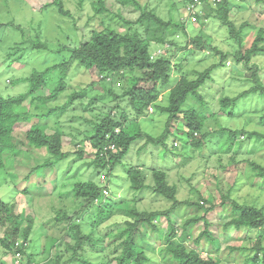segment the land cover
Returning <instances> with one entry per match:
<instances>
[{
    "label": "rangeland",
    "instance_id": "rangeland-1",
    "mask_svg": "<svg viewBox=\"0 0 264 264\" xmlns=\"http://www.w3.org/2000/svg\"><path fill=\"white\" fill-rule=\"evenodd\" d=\"M54 1L56 0H0V96L8 98L27 94L31 87L26 81L27 78L34 72H42L57 64L68 62L72 55L71 50L89 39L93 30L101 31L107 26L121 33L132 30L126 21L133 23L140 17L137 4L148 7L166 21L178 23L184 19L186 23L189 22L186 19L187 6L183 0H131V3L127 4H124L123 0H104L110 11L107 17L96 14L98 0H63L71 16L60 13L53 4ZM256 1L246 0L245 3L238 0L241 3L236 4L237 8L233 9L231 15L238 25L245 21L253 25L245 30V48L251 45L259 30L264 28V4H258ZM7 25L9 26L6 27ZM188 31L191 36L207 38L205 41L211 46L208 48L209 52L207 49L206 52L196 51L190 57V61L185 59L181 63L178 59L175 60L182 64L181 69L190 79H196L195 71L203 73L211 66L218 65L227 56L224 66L214 70L211 79L200 89L204 102L200 103L196 98L188 99L189 105H193L204 114L203 132H213L214 135L217 130L228 129L244 130V134H240L232 149L227 144L228 136L225 133L224 136H214L199 150L190 145L191 140L186 134L188 129L186 120L181 119L166 141L169 150L162 146L145 145L146 140H138L123 161L115 167L111 178H108L107 173L96 172L93 167L87 166L88 161L93 159H89L88 153L82 159L78 155H72L69 159L57 163L55 169L46 170L47 177H42L44 175L40 173L31 175L30 168L45 163L49 159V154L46 150L30 151L24 144L23 147H26L23 148L25 152L22 157H17L16 162L9 160L8 166L0 170V199L6 204H19L21 211L27 210V213L37 220L27 249L28 255L34 256L36 262L46 264L49 256L42 253L41 235L43 231H47L39 222L48 221L47 229L53 240L64 237L66 223L57 225L53 216L58 210L77 208V200L72 191L78 182L93 180L100 185L109 184L108 196L113 199L124 197L125 200L134 201L129 205L141 211H163L170 208L172 203L152 190L154 181L149 168L153 167L165 170L169 182L178 186V200L183 205L173 211L172 220H175L176 224L182 227L193 218L205 215L210 220V231L214 235V248L217 250L208 247L207 241L203 239L197 247L202 254L207 256L208 251L213 249L212 257L219 264H253L248 258L255 255L257 250L252 247L257 240L260 239V245L264 247V225L239 231L227 224L232 218L230 202L264 208V178L261 177V169L254 170L251 165L254 163L264 168V97L253 93L244 95L256 85H264V56L254 57L249 64L238 63L233 57L236 54L242 57V48L231 38L229 31L214 19L199 23L195 27L189 24ZM174 39L177 40L179 47L185 48L187 45L188 40L181 32ZM39 44L42 46L38 47ZM155 49V57L158 54H166L162 46L158 45ZM188 49H192V46ZM190 53L184 50L179 55L187 58ZM62 76L61 68L52 70L48 78L49 87L45 90L47 94L59 86L63 80ZM173 76L177 79L180 75L174 70ZM174 77L168 88L161 92L158 103L163 106L169 104L170 89L177 81ZM94 80L95 77L90 71L78 63H73L66 74L65 91L56 100L49 102L48 107L68 102L71 94L89 86ZM123 84L127 86L130 83L125 79ZM105 85L114 88L118 94L123 91L121 87L116 88L110 83L95 85L88 89L87 97L84 99L86 106L92 99L95 100L92 104L94 112L84 111V105L80 100H76L71 110L61 117L60 129L68 135L65 140L69 147L74 139L72 136H77L80 131L90 128L91 125L85 120L96 119L97 115L103 116L107 112L110 97L104 96ZM238 97L241 99L236 107V115L230 118L222 110L223 101L226 98ZM29 102L28 100L26 105ZM167 120L168 116L160 112L141 117L137 121L134 120L131 134L140 129L156 138L160 137L165 132ZM48 123L51 131L58 128L54 120ZM28 127L24 125L23 132ZM250 133L256 134L251 140ZM76 138L74 140H83L84 135ZM16 140L26 141L24 135H16ZM173 146L177 147L171 149ZM71 149L76 148L72 145ZM88 152H91L89 147ZM136 166H142L147 176L146 189L139 192L131 191L126 174L129 167ZM26 189L29 191L27 195ZM110 197H107L105 205L110 203L108 200ZM211 205L215 208L207 214ZM116 218L109 224H114L121 217ZM204 225L205 222L201 221L191 226L188 231L190 236L184 242L186 246L195 248L194 241L204 230ZM160 227L163 237V232H167L168 229L165 219H162ZM148 235L153 238L151 234ZM233 247H238L239 250H232ZM163 248L165 245L160 239L154 252L145 251L148 260L144 264H175L171 262V254L159 252ZM109 250H113L112 245ZM53 251L56 253L57 248ZM0 264H13L11 253L1 244ZM258 264H264L262 253Z\"/></svg>",
    "mask_w": 264,
    "mask_h": 264
},
{
    "label": "trees",
    "instance_id": "trees-1",
    "mask_svg": "<svg viewBox=\"0 0 264 264\" xmlns=\"http://www.w3.org/2000/svg\"><path fill=\"white\" fill-rule=\"evenodd\" d=\"M183 1L186 6L194 3V0ZM242 1L247 3L246 0ZM256 2L264 4L263 0ZM97 3L99 6L95 7L96 14L107 17L110 11L107 9L105 1L98 0ZM123 3H131V0H123ZM240 3L238 0H221V2L212 5L205 1L203 14L198 16L195 23L191 21L188 12L186 13L188 14L186 17L188 23L184 19L176 23L172 20L166 21L154 11H150L148 7L137 4L140 17L133 23L125 20L132 29L129 32L121 33L109 26L101 31L93 30L89 39L71 50L72 55L68 62L57 64L42 72H34L27 78L26 81L31 86L27 94L8 98L0 96V170L8 166L9 160L16 162L17 157H22L25 152L23 148L27 146L30 151L33 149L34 151L46 150V153L49 154V159L45 163L30 168L31 175L40 173L44 175L42 177H47V172L55 169L57 163L69 159L72 155H78L82 159L88 153L89 159H93L88 161L89 163L87 162V166L93 167L96 172H105L108 178H111L115 167L123 161L138 140H146L145 145L162 146L169 150L170 147L166 141L173 134L181 119L186 120L188 128L186 134L193 147L200 150L214 136H224L226 133L227 144L232 149L240 134H244V130L221 129L214 132V135L213 132H203L204 114L193 105L188 104L190 98H196L200 103L204 102L200 89L211 79L214 70L224 66L227 56L218 65L211 66L203 73L195 71L196 79L193 80L184 73L180 67L182 64L179 62L182 63L185 59L190 61V57L196 51L206 52L207 49L209 52L208 48L211 46L205 41L207 38L191 36L188 25L191 24L195 27L197 24L211 19L225 27L231 38L242 48V57L237 54L233 57L238 63L249 64L254 57L264 56V28L259 30L251 45L245 48V30L253 25L246 21L238 25L232 19L233 9L237 8L236 4ZM53 4L57 6L60 13L71 16L70 11L66 10L63 0H56ZM119 16L122 18L121 14ZM175 32L177 33L175 34ZM180 32L188 40L185 48L179 47L177 40L174 39ZM158 45L163 47L166 54H158L155 57V48ZM37 46L41 47L42 44ZM190 46L192 49H188ZM151 47L153 48L151 49ZM173 49L176 51H172ZM184 50L191 52L187 58H182L179 55ZM178 51L180 52L178 53ZM177 59L179 62H175ZM73 63H78L90 71L95 80L89 86L71 94L68 97V102L52 108L48 107L49 102L56 100L65 91L66 83L64 81L68 69ZM57 68L62 69L63 80L59 86L47 94L45 90L49 87L48 78L52 70ZM174 70L180 75L177 79L173 76ZM172 77L177 81L170 89L169 104L163 106L158 103L161 92L166 87L168 88ZM125 79L130 83L127 86L123 84ZM106 83H110L116 88L121 87L122 93L118 94L114 88L108 85L104 86V96L110 97V105L106 108L107 112L103 116L97 115L96 119L85 120L91 126L80 131L77 136H72L77 139L76 137L84 135L83 140L72 139L71 144L76 148L72 150V145L69 147L65 140L68 135L60 129L61 117L71 110L76 100H80L84 105V111L94 112L95 109L92 108L94 99L88 106L84 104L88 89ZM149 84L152 86H148ZM249 93L260 94L264 97V85H256L244 95ZM240 99V97L226 98L223 101L222 110L228 117L233 118L236 115V107ZM28 100L30 102L26 105ZM156 112L168 116L166 129L162 136L156 138L140 129L131 134L134 120L137 121L141 117L153 115ZM52 120L58 126L55 131H51L50 123H48ZM24 125L29 127L23 132ZM16 135H24L26 141H17ZM255 136L256 134L250 133L249 140ZM24 144L25 147H23ZM112 146L115 151L112 150ZM88 147L91 152H88ZM176 147L173 146L171 149ZM251 165L254 170L260 168L261 177L264 178V168L254 163ZM46 170L48 171L46 172ZM149 170L154 181L153 192L170 201L173 206L170 207L171 209L141 211L139 208L129 205L134 201L125 200L124 197L113 199L107 196L104 192H109V184L100 185L93 180L78 182L73 186L72 191L75 200H77V208L58 210L53 216L57 225L66 223L64 237L53 240V236L47 229L48 221L39 222V225L47 231H43L41 235L42 253L49 255L46 264H144L148 260L145 251L154 252L160 239L163 240L165 248L160 249L159 252L171 254V262L175 264H219L212 257L213 249L209 250L205 256L197 248L203 239L207 241L208 247L214 248L215 245L214 235L210 231L211 222L206 217L207 215L197 216L182 227L176 224L175 220H172L173 211L175 212L178 207L183 205L178 200V186L169 182L168 173L165 170L153 167ZM126 174L131 191L139 192L146 189L147 177L142 166L129 167ZM41 187L40 183L39 188ZM25 194H29L28 189L25 190ZM107 197H110L108 199L110 203L105 205ZM16 204H6L0 199V229L3 230V234L0 235V244L7 252L11 253L12 257L19 250L29 262H36L34 256L28 255L27 249L37 220L27 213V210L21 211L20 205ZM230 205L232 218L227 226L240 231L264 225V208L240 205L237 202H230ZM210 207L207 214L215 208L212 205ZM116 216L121 217L120 220L109 224ZM162 219H165L168 224L167 232H163V237H161L160 227ZM201 221L205 222L204 230L194 241L195 248H190L184 243L190 236L188 231L192 228L191 226ZM148 234H151L153 238L151 239ZM18 240L22 241V245L17 249L16 242ZM24 245L26 246L24 247ZM111 245L113 250H109ZM55 248H57L56 253L53 251ZM252 248L257 251L253 257L248 258V261L258 264L260 254L262 253L264 256V247L260 245V239ZM232 250L236 251L239 248L233 247ZM119 251H121L120 254H118Z\"/></svg>",
    "mask_w": 264,
    "mask_h": 264
},
{
    "label": "built area",
    "instance_id": "built-area-1",
    "mask_svg": "<svg viewBox=\"0 0 264 264\" xmlns=\"http://www.w3.org/2000/svg\"><path fill=\"white\" fill-rule=\"evenodd\" d=\"M205 1H208L209 4L215 5L216 3L221 2V0H194V3H191L187 6V12L189 16L191 17L192 22H196L198 16L203 14V6L205 4ZM112 149H114V146H112ZM105 194H107V191H105ZM22 245V241L18 240L16 242L17 249ZM26 245H24L25 247ZM16 255L13 257V264H39L35 262H29L26 256H24L19 250L16 251Z\"/></svg>",
    "mask_w": 264,
    "mask_h": 264
},
{
    "label": "clouds",
    "instance_id": "clouds-1",
    "mask_svg": "<svg viewBox=\"0 0 264 264\" xmlns=\"http://www.w3.org/2000/svg\"><path fill=\"white\" fill-rule=\"evenodd\" d=\"M237 1V0H236ZM117 132H120V130H117ZM112 150H114L115 151V148L114 149H112ZM147 177V176H146ZM146 182V181H145ZM105 193V192H104ZM107 196L109 195V192H107V194H106ZM35 263H39V264H44V263H41V262H35Z\"/></svg>",
    "mask_w": 264,
    "mask_h": 264
}]
</instances>
